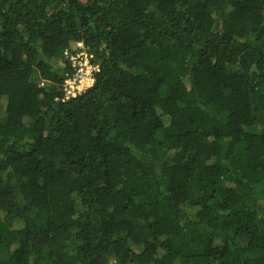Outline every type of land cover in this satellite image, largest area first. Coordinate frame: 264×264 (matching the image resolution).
<instances>
[{"label": "trees", "instance_id": "trees-1", "mask_svg": "<svg viewBox=\"0 0 264 264\" xmlns=\"http://www.w3.org/2000/svg\"><path fill=\"white\" fill-rule=\"evenodd\" d=\"M0 264H264V0H0Z\"/></svg>", "mask_w": 264, "mask_h": 264}, {"label": "built area", "instance_id": "built-area-1", "mask_svg": "<svg viewBox=\"0 0 264 264\" xmlns=\"http://www.w3.org/2000/svg\"><path fill=\"white\" fill-rule=\"evenodd\" d=\"M64 57L70 63L72 70L66 73L63 82V91L67 100L83 93L93 85L95 74L100 70V64L95 52L91 51L83 41L72 42L65 49Z\"/></svg>", "mask_w": 264, "mask_h": 264}, {"label": "rangeland", "instance_id": "rangeland-1", "mask_svg": "<svg viewBox=\"0 0 264 264\" xmlns=\"http://www.w3.org/2000/svg\"><path fill=\"white\" fill-rule=\"evenodd\" d=\"M65 98H66V97H64V100H66Z\"/></svg>", "mask_w": 264, "mask_h": 264}]
</instances>
